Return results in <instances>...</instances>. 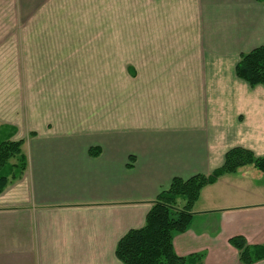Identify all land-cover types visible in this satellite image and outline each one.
Segmentation results:
<instances>
[{
    "label": "crops",
    "instance_id": "1",
    "mask_svg": "<svg viewBox=\"0 0 264 264\" xmlns=\"http://www.w3.org/2000/svg\"><path fill=\"white\" fill-rule=\"evenodd\" d=\"M9 4L27 122L1 108L0 122L27 168L0 193V264H123L118 241L173 178L212 173L235 146L264 154V85L236 74L264 44V0ZM263 175L249 165L205 186L176 253L243 264L230 238L264 244Z\"/></svg>",
    "mask_w": 264,
    "mask_h": 264
},
{
    "label": "trees",
    "instance_id": "2",
    "mask_svg": "<svg viewBox=\"0 0 264 264\" xmlns=\"http://www.w3.org/2000/svg\"><path fill=\"white\" fill-rule=\"evenodd\" d=\"M236 74L251 86L264 85V44L241 54ZM2 129L7 137L0 140V193L11 181L21 177L27 168L22 149L24 140H14L13 129L10 132L5 126ZM91 153L98 152L92 148ZM249 165L264 172V154L256 155L251 149L235 146L227 151L224 163L212 173H199L187 179L173 178L153 201L144 225L130 229L118 241L117 257L123 264H198L201 254L182 256L176 253L175 235L189 228L195 214L194 206L205 186ZM230 242L238 250L243 264L264 259V244L251 245L241 235L231 237Z\"/></svg>",
    "mask_w": 264,
    "mask_h": 264
},
{
    "label": "rangeland",
    "instance_id": "3",
    "mask_svg": "<svg viewBox=\"0 0 264 264\" xmlns=\"http://www.w3.org/2000/svg\"><path fill=\"white\" fill-rule=\"evenodd\" d=\"M16 16L17 14L14 9H12L11 4H9L8 8L5 7L0 9V101L4 99V101H2L3 103H0V108L3 110L4 119L14 120L17 121V123L20 121L26 123V113H19V111H21V108L27 103V82L29 75L27 71L28 58L23 55L18 57L11 54V51L17 54L18 49L20 50L22 48L17 46L18 43L16 41L11 40L13 34L19 32L22 28L11 24L14 20L16 21ZM12 28H16V30ZM10 29H12V31L8 34ZM21 118L23 119L21 120ZM3 126L8 128V130H6L7 132L12 130L11 125L0 122V140L7 137V135H4L2 132ZM256 170L261 175L264 174V172L258 169ZM261 179V182L264 183V175L261 176Z\"/></svg>",
    "mask_w": 264,
    "mask_h": 264
}]
</instances>
